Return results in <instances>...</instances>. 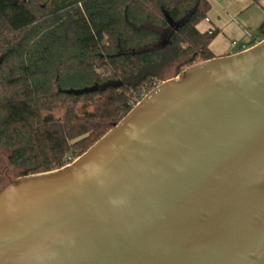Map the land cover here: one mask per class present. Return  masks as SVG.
Returning <instances> with one entry per match:
<instances>
[{
	"label": "water",
	"instance_id": "obj_1",
	"mask_svg": "<svg viewBox=\"0 0 264 264\" xmlns=\"http://www.w3.org/2000/svg\"><path fill=\"white\" fill-rule=\"evenodd\" d=\"M0 264H264V39L162 82L71 164L11 179Z\"/></svg>",
	"mask_w": 264,
	"mask_h": 264
},
{
	"label": "trees",
	"instance_id": "obj_2",
	"mask_svg": "<svg viewBox=\"0 0 264 264\" xmlns=\"http://www.w3.org/2000/svg\"><path fill=\"white\" fill-rule=\"evenodd\" d=\"M209 0H0V147L19 176L61 169L163 75L214 58ZM264 39V23L253 46ZM3 189L0 183V191Z\"/></svg>",
	"mask_w": 264,
	"mask_h": 264
},
{
	"label": "crops",
	"instance_id": "obj_3",
	"mask_svg": "<svg viewBox=\"0 0 264 264\" xmlns=\"http://www.w3.org/2000/svg\"><path fill=\"white\" fill-rule=\"evenodd\" d=\"M207 19L197 26L201 33L215 34L210 49L214 57L236 54L241 45L251 47L264 23V0H209ZM237 41L240 46L233 47Z\"/></svg>",
	"mask_w": 264,
	"mask_h": 264
},
{
	"label": "rangeland",
	"instance_id": "obj_4",
	"mask_svg": "<svg viewBox=\"0 0 264 264\" xmlns=\"http://www.w3.org/2000/svg\"><path fill=\"white\" fill-rule=\"evenodd\" d=\"M174 77V70H168L164 75H163V81H160L159 84L162 82L173 78ZM77 159V158H76ZM20 171L16 168H13L9 164V152L7 149L0 147V183L1 186L4 187L9 183L11 179H14L16 177H19Z\"/></svg>",
	"mask_w": 264,
	"mask_h": 264
},
{
	"label": "built area",
	"instance_id": "obj_5",
	"mask_svg": "<svg viewBox=\"0 0 264 264\" xmlns=\"http://www.w3.org/2000/svg\"><path fill=\"white\" fill-rule=\"evenodd\" d=\"M207 19V18H206ZM213 32H209V34H212ZM232 45H233V47H238V46H240L239 45V43L237 42V41H234L233 43H232ZM241 47V49H242V51H244V50H246V49H248V47H247V45H241L240 46ZM159 84H157L156 86H158ZM71 164V163H70ZM69 165V164H68Z\"/></svg>",
	"mask_w": 264,
	"mask_h": 264
}]
</instances>
